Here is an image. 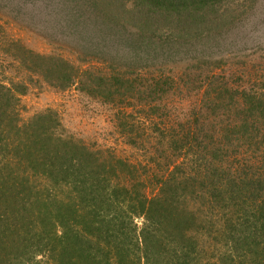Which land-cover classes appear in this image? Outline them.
<instances>
[{
    "label": "rangeland",
    "instance_id": "1",
    "mask_svg": "<svg viewBox=\"0 0 264 264\" xmlns=\"http://www.w3.org/2000/svg\"><path fill=\"white\" fill-rule=\"evenodd\" d=\"M139 1L0 0V84L24 91L19 94L21 124L53 111L57 130L64 135L138 164L142 174L141 165H154L157 172L153 174L154 168L148 167L150 175L159 176L167 163L177 158L161 132L174 127L180 134L187 132L190 150L186 157L197 167L207 165L211 153L223 148L220 154L227 159L225 172L232 173V182L235 178L233 185L242 186L244 181L249 197L262 193L259 181L264 176V113L244 107L240 91L257 93L264 99V0H221L215 8L209 0H198L208 6L200 4L204 13L193 14L203 13L204 18L156 16L150 21L141 14L139 18L134 15L146 13V9L139 11ZM80 28L87 33L77 35ZM28 51L62 57L90 74L111 77L122 70L129 80L115 87L118 96L114 100L101 96L95 87L87 90L82 84L84 77L65 88L55 86L24 64ZM253 124L257 128L255 139L239 140L236 132ZM217 133H224V137L216 138ZM2 165L5 171L17 172L18 182L29 173L30 183L41 195L43 191L48 195L53 187L43 176L27 171L22 163L19 166L7 152H0ZM181 169L195 173L192 168ZM181 169L176 176L182 175ZM149 187L150 196L157 193L158 187ZM71 191L73 187H61L58 192L62 197ZM24 197H19L17 203L10 198L0 199V215L9 211L12 214L9 222H0V228L3 223L14 224V214L22 219L26 211L28 218L21 220L22 224L30 222L33 230L40 228L37 225L44 210L41 203L36 204L40 196H34L30 203ZM213 203L214 208L220 206ZM190 206L206 214L202 225L190 231L204 237L202 262L222 258L231 241L228 232L219 231L223 226L213 220L216 216L211 213L212 221L208 217L213 209H201L199 199H193ZM227 210L236 215L239 209ZM33 214L37 218L29 220ZM238 222L243 223L234 222L236 230L240 228ZM135 223L140 231L145 218L140 216ZM133 247L138 250V246ZM9 251L19 257L17 264L23 260V264H33L27 260L25 248L15 251L11 247Z\"/></svg>",
    "mask_w": 264,
    "mask_h": 264
},
{
    "label": "trees",
    "instance_id": "2",
    "mask_svg": "<svg viewBox=\"0 0 264 264\" xmlns=\"http://www.w3.org/2000/svg\"><path fill=\"white\" fill-rule=\"evenodd\" d=\"M197 1L140 0L136 5L139 11L146 9V13L134 15L138 18L143 15L145 21L156 16L175 20L198 16L201 19L204 11L200 4L208 5ZM209 2L215 8L221 0ZM195 11L203 13L195 15ZM123 12L129 11L124 9ZM82 29L75 33L79 36L82 32L87 33ZM23 59L27 67L43 75L50 84L65 88L84 77L82 84L87 90L95 87L109 100L118 96L115 87L129 80L122 70L111 77L103 73L90 74L88 70L53 55L28 51ZM23 92L18 86L0 84V152H7L17 159L19 166L22 163L27 171L43 176L53 187L48 189V195H44V191L41 195L30 183L29 173L18 182L16 171H5V165L0 167V177L4 179L0 180V199L10 198L17 203L19 197L26 196L24 200L30 203L38 195L41 200L36 204L41 203L44 209L40 210L38 229L33 230L30 222L22 224L21 220L27 221V211L21 214L22 219L19 214L18 217L14 214V224L3 223L0 264L18 263L19 257L10 255L11 247L15 251L25 248L29 255L27 260L33 264H264V176L259 181L262 193L249 197L247 184L243 181L242 186L233 185L232 173L225 172L227 159L220 154L223 148L211 153L207 165L197 167L186 157L190 150L187 132L180 134L174 127L163 128L161 132L170 144L169 149L177 152L176 160L167 163L161 176L153 175L157 172L154 165H141L143 175L138 164L117 159L110 153L107 155L105 150L91 149L64 135L57 130L59 124L55 123L53 111L40 113L22 125L18 106L19 94ZM240 95L244 107L248 105L259 110L258 113H264V99L257 93L243 90ZM255 127L253 124L251 128L244 126L242 131H237L239 140L253 139L257 132ZM222 136L224 133H217L216 138ZM148 167L154 168L152 175ZM182 167L192 168L195 173ZM180 169L182 175L176 176ZM152 176L156 178V185H153ZM149 186L158 187L157 193L150 196ZM61 187H73L74 196L71 191L61 197L58 192ZM193 199H199L201 209H213L208 217L212 221L213 213L216 216L213 220L223 226L219 231L228 232L231 241L226 245V257L202 262L201 239L204 237L190 231L202 225L206 214L190 206ZM214 201L220 206L214 208ZM233 208L239 209L234 212L237 217L227 210ZM140 216L145 218V224L139 231L135 219ZM30 217L29 220H35L37 215ZM11 218L9 211L0 215V222H9ZM238 220L243 223L238 222L240 228L236 230L233 223ZM133 245L138 246V250ZM40 255L43 256L38 259Z\"/></svg>",
    "mask_w": 264,
    "mask_h": 264
}]
</instances>
